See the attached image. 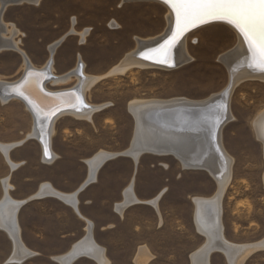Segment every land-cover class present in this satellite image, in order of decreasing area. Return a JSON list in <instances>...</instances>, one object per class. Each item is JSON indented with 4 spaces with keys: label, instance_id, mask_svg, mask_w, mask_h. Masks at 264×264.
<instances>
[{
    "label": "rangeland",
    "instance_id": "obj_1",
    "mask_svg": "<svg viewBox=\"0 0 264 264\" xmlns=\"http://www.w3.org/2000/svg\"><path fill=\"white\" fill-rule=\"evenodd\" d=\"M46 1L40 0L39 3ZM59 2L66 21V32L60 42L70 36L73 19H76L77 31L90 29L84 42L80 35L72 34L79 51L96 44L102 55L115 51L123 58L138 47L137 37L149 39L160 36L168 26L167 9L157 2ZM34 5L29 2L12 3L3 12L4 20L20 29L21 33L15 38L19 39L25 52L28 51V7ZM8 16L13 20H8ZM238 42V34L227 24L207 25L188 35L185 47L193 58L177 68L131 67L125 72L102 77L87 90V99L91 103L110 102L111 105L97 110L90 119L63 115L55 123L57 135L54 139L77 146L81 156L96 155L101 150L125 151L131 146L135 130V118L129 110L131 101L177 97L203 100L221 92L230 81V69L222 56L232 52ZM79 58L82 59L80 55ZM23 68L25 62L21 52L13 49L0 51V79L16 80L22 75ZM85 69L90 75H105L92 73L88 66ZM76 79L64 88L74 86ZM230 107L234 118L222 129L223 144L234 157L231 183L222 199L225 235L234 243H253L264 238V146L253 126L254 119L264 111V79L239 82L231 94ZM28 116V109L22 101L13 99L3 103L0 99V143L25 139ZM23 143L28 144V138ZM43 159L52 160H48L44 153ZM138 163L139 173L134 172L129 185H137L143 179H153V176L159 178L157 194L143 202L152 204L160 196L157 201L160 214L155 206L140 205L134 209L138 215L135 226L123 234H107L113 238L109 242V263L134 264L137 250L145 245L153 254L148 264H191V253L206 240L195 223L194 198L212 196L217 190V181L207 170L184 168L173 155L144 153ZM10 174L11 164L0 148L1 198L4 195L3 180ZM5 230L0 229V264L14 253V244ZM84 263H89V260L84 259ZM210 264H229V260L224 252H214ZM243 264H264V249L253 252Z\"/></svg>",
    "mask_w": 264,
    "mask_h": 264
},
{
    "label": "bare ground",
    "instance_id": "obj_2",
    "mask_svg": "<svg viewBox=\"0 0 264 264\" xmlns=\"http://www.w3.org/2000/svg\"><path fill=\"white\" fill-rule=\"evenodd\" d=\"M123 1H151L157 2L159 4L161 3V5H163L167 9L168 26L165 30V33H162V35L160 36L152 38L150 37L149 39H142L137 37L136 39L138 47L135 50L127 53V55H125V57H123L117 65H115L108 73L104 75L105 77L113 73L125 72L131 67H154L169 70L177 68L180 64H184L185 62L193 58L185 47V41L188 35L195 30L207 25L225 23L233 30H235L239 36V42L232 50V52H227L222 56L223 62H225V64L230 69V81L228 84V86H230H226L229 88L227 94H221L223 90H225L224 88L221 92H218L217 94H214L213 96L203 100H192L183 97L170 99H135L129 103V110L135 118V130L133 139L131 141L132 144L134 142L136 132H139V134H141V132L143 133V131H145L150 135L163 138L167 136V133L170 134L171 132H173L172 130L164 129L154 131L153 129H155L156 127L155 122H150V126H148V128H145L141 123L143 113L150 115L156 112V110H164L163 112L167 113L176 112L175 109L178 107L182 108V110L188 108L191 109V111L187 114L183 125L185 131L179 132L182 133L181 135L185 137L183 139L186 140V144L184 146V148L186 149L184 150L185 153L180 152L176 148H171L176 151L173 152L175 154H168L167 152L156 153V150L153 148L157 147H152L150 144H146L147 146L145 147H149L151 149V152L148 153L156 155H173L174 157H177L182 162L184 168H186L187 166H205L206 170L210 172V174L217 181L218 187L212 196H199L194 198L195 223L199 232L206 237V240L201 247L191 253V264H210L208 252L212 248L216 249V251L214 252H222L220 251V249L228 250L226 256L228 257L229 264H243L245 259L253 252L264 249V238L253 243L238 244L230 241L225 235V226L222 217V199L225 191L227 190V187L231 183V166L232 162L234 161V157L228 153L223 144L221 129L223 128L224 123L221 126L222 128H220V131L218 126L220 125L222 119H229L228 121H231L234 118L230 107V98L234 87L242 80L264 79V45L261 44V38L264 37V20L256 18L254 19L252 26L249 27L229 16H207L203 20L197 21L195 24H189L186 27H182V29L178 31V17L177 10L174 7V3L179 2V0ZM23 2L39 4L40 0H0V51L4 49L17 50L21 52L25 62V69L23 68L24 73L22 74L21 78L14 82L0 79V99L3 103H7L13 99L22 101L25 104V107L33 115L37 114L39 116L41 120L39 124H41L42 129V119L43 121L46 120V127H50L49 135L47 134L48 139L45 138V136L42 138L41 135L37 136V139H39L40 141H43L44 139L46 147V144H48V148L44 146V155L48 160H50L54 158V155H52L50 151V144L52 134H54L55 123L59 118L63 117V115H73L82 119H90L93 113L103 107H108L109 105H111V103L107 102L102 104H95L91 103L87 99V90L104 76L100 77L87 73L85 71V64L82 59L79 60V64L77 66L78 70L76 71L78 72L74 71L67 76L64 75L63 77L52 73L53 68L50 64L44 70L35 68L36 66H32L30 60L28 61L27 53L20 46L19 39L17 40L15 38L19 33H21L20 29H18L15 24L7 23L3 18V12L6 9L7 5ZM74 20L76 19H73L72 27L69 32H71L72 34L80 35L81 40L84 42L89 34L90 29L85 28L84 30L77 31ZM168 38H170V40L165 43L164 41ZM60 40L56 42H60ZM162 42L164 43L161 44ZM54 49L52 50V52H54ZM29 70L32 71L29 75L25 76V74ZM73 74L77 78L75 86L64 89L62 88L61 90H50V88H48L45 84L49 81L53 84L67 83L68 81L72 80ZM46 77L47 79L45 81ZM33 79H36L37 85L29 86L30 81ZM22 80V84H20L19 87L15 88L14 85L20 83ZM58 92L60 93L58 94ZM17 93H20L21 95ZM217 96L221 97L218 100L217 104H214L211 107V114H207L205 112L206 114H202L199 116L198 112H200V110H194L196 108L203 107V105L209 104V102L211 100L213 101ZM46 104L49 107L48 109L45 107ZM170 121L174 122L173 119H170ZM253 126L255 128L257 137L261 140L264 146V111L259 113L258 116L254 119ZM175 127L177 128V126ZM34 134L35 133L30 132L29 134H27L26 138H28V136H33ZM175 136L178 137L177 135H174V138ZM33 137L36 138V136ZM171 138H173L172 135ZM25 139L9 144L0 143V148L7 156L12 168L16 167L17 164H15L10 159L8 151L9 147H11V145L13 144H20ZM130 148L131 147H129V149H126L125 151H129L130 154L134 157L137 156V152H133L132 150H130ZM152 150H154L155 152H153ZM202 151L204 153V156H198L196 154H201ZM179 153L182 156H180ZM107 156L104 155L103 160H105ZM99 160V158L95 159L94 163L97 162L98 164ZM9 180L10 175L5 177L3 180L4 195L0 199V227L10 232V234L14 238V255L11 256L9 260L19 262L22 261L28 254H30V252L23 243H20L18 241V238H20V234L19 227L17 225L16 210L18 209V202L20 201H16L11 197L10 190L12 188V185ZM133 186L134 184H131L129 186V189L131 191H133ZM45 189H47V192H49L48 189L50 188ZM53 193L62 195L55 191H53ZM159 198L160 196H158L156 200L152 202V204L160 214V208L157 202ZM129 199V201L127 199L126 204L131 201V195H129ZM3 203L6 204L2 206L1 204ZM124 206L126 205L124 204ZM14 224L15 226L13 228L12 225ZM88 235L91 236L90 233ZM91 240L92 239L90 238L86 247L82 246L84 241H81L80 244L74 247L73 252L71 250L66 254V256L62 257L59 260L62 261L64 258L67 259L65 264H71L72 261H74L78 256L84 254L88 257L96 259L100 264H109L110 260L106 255L105 249L96 247L94 242ZM152 258L153 254L150 251L149 247L144 245L140 246L137 250L133 258V262L134 264H148V262Z\"/></svg>",
    "mask_w": 264,
    "mask_h": 264
},
{
    "label": "crops",
    "instance_id": "obj_3",
    "mask_svg": "<svg viewBox=\"0 0 264 264\" xmlns=\"http://www.w3.org/2000/svg\"><path fill=\"white\" fill-rule=\"evenodd\" d=\"M59 1L47 0L28 7V61L33 67L44 70L51 58L52 73L63 77L76 70L80 55L85 68L88 66L95 74H106L122 55L115 51L102 55L96 49V44L79 51V45L71 37V32L70 36L62 39L51 56V47L66 32L65 14ZM9 17L8 20H13ZM70 81L62 84L49 81L45 84L50 90H61ZM28 113L29 134L34 133L35 121L29 110ZM56 132L55 124L50 144L51 154L54 155L51 161L43 159V145L34 135L28 136V144L17 145L9 151L11 160L17 164L11 167L10 195L22 202L17 211V225L20 240L30 254L22 261L6 259L2 264H65L67 259H59L81 241H84L82 246L86 247L91 237L96 247L106 249L109 258V242L113 238L107 234H123L135 226V218L138 217L134 210L136 207L147 205L154 208L151 202L147 204L143 201L157 194L155 192L160 186V179L155 176L151 180L143 179L139 184L135 183L131 191L128 186L134 172L139 173L140 166L134 158L120 155L103 160L104 155L114 153L105 150L91 156L78 155L80 148L54 139ZM97 158L100 159L98 164L94 163ZM45 188H50L49 192ZM53 191L62 195L54 194ZM129 195L132 199L126 204L127 199L130 200ZM5 232L13 245L14 239L7 230ZM84 259L89 260L87 264H100L84 254L71 264H85Z\"/></svg>",
    "mask_w": 264,
    "mask_h": 264
},
{
    "label": "water",
    "instance_id": "obj_4",
    "mask_svg": "<svg viewBox=\"0 0 264 264\" xmlns=\"http://www.w3.org/2000/svg\"><path fill=\"white\" fill-rule=\"evenodd\" d=\"M173 35V34H172ZM168 40H170V38H168L167 40H165L164 42L166 43V42H168ZM164 42H162L161 44H163ZM59 43L60 42H56L55 44H53V46L51 47V54L53 55V53L54 52H52V50L54 49V48H56L58 45H59ZM55 50V49H54ZM51 61H52V59L50 58V60H49V64H51ZM48 64V65H49ZM80 66V65H79ZM76 70H78V68L76 69ZM75 70V72H78V71H76ZM32 71V70H31ZM30 70L25 74V76L26 75H29L30 74V72H31ZM22 82H23V80L20 82V83H17L16 85H14V87L16 88V87H19L20 86V84H22ZM36 79H33V80H31L30 81V83H29V86L31 85V86H35V85H37L36 84ZM35 83V84H34ZM22 86V85H21ZM230 86V85H229ZM228 86V87H229ZM228 87H226L225 88V90H223V92L221 93V94H227L228 93V91H229V88ZM33 88V87H32ZM60 92H58V94H59ZM17 94H20V93H17ZM21 95V94H20ZM53 96V95H52ZM220 97L221 96H217L213 101L211 100L210 102H209V104H206V105H203V107H201V108H196V109H194V110H200V112H198L199 113V116L200 115H202V114H211V107L214 105V104H217V102H218V100L220 99ZM45 107L48 109L49 107L47 106V104L45 105ZM182 108H176L175 109V111L176 112H170V113H167V112H163L164 110H156V112H154V113H152V114H146V113H143L142 114V119H143V121H142V119H141V123H142V125L145 127V128H148V126H150L149 125V123L150 122H155L156 123V127H155V129H153L154 131L156 130H161V129H164V130H172L173 132H171L170 134H166L167 136H165L164 138L163 137H158V136H153V135H150V134H148V132H145V131H143V133L141 132V134H139V132L137 133L136 132V135H135V138H134V142L131 144V148H130V150H132L133 152H137L136 153V155L137 156H133V155H131L130 154V152L128 151V152H124V151H122V152H115V153H113V154H110V155H108L105 159H109V158H113V157H116V156H120V155H125V156H132V158H134V160H135V158H136V162L138 163L139 162V159H140V157H141V155L142 154H144V153H148V152H151V149L149 148V147H145V146H147L148 144H150L152 147L154 146V147H157V148H153V149H155L156 150V153L157 152H159V153H164V152H167L168 154H175V153H173V152H176V151H174L173 149H171V148H176L177 150H179L180 152H184V150H186L185 148H184V146H185V144H186V140L185 139H183V138H185L184 136H182L181 134L182 133H179V132H183V131H185V129H184V127H183V125H184V122H185V119H186V117H187V114L191 111V109H184V110H182ZM214 110V109H213ZM206 112V113H205ZM34 116V124H35V126H34V136H42V138L45 136V138H47L48 139V136H47V134L49 135V130H50V127L48 128V127H46V120L45 121H43V119H42V122H43V129H42V126H41V124H39V122L41 121L40 120V118H39V116L37 115V114H35V115H33ZM152 118H154V119H152ZM170 119H173L174 120V122H171L170 121ZM229 120V119H228ZM228 120H225V119H222L221 120V123H220V125L218 126V128H219V131H220V128H222L221 126L223 125V123H224V125H223V127L226 125V123L228 122ZM180 122H182V123H180ZM141 123H140V125H141ZM139 125V126H140ZM41 126V127H40ZM48 126V125H47ZM175 126H177V128L175 127ZM141 128H142V126H141ZM170 128H172V129H170ZM138 129V128H137ZM223 129V128H222ZM222 129H221V132H222ZM46 131V132H45ZM174 131H178V132H174ZM169 132V131H168ZM174 133V134H173ZM176 133V134H175ZM171 135L173 136V138H171ZM174 135H177L178 137H176L175 136V138H174ZM186 137H188V136H186ZM178 138V139H177ZM24 142V141H23ZM23 142L22 143H20V144H23ZM41 143H42V145H43V147L45 146V143H44V139H43V141L41 140L40 141ZM20 144H13V145H11V147H9V150L8 151H10L12 148H14L15 146H17V145H20ZM147 144V145H146ZM47 145V147L46 148H48V144H46ZM44 147V148H45ZM160 148V149H159ZM164 148H166V149H164ZM179 148V149H178ZM129 149V148H128ZM153 152H155L154 150H152ZM185 153V152H184ZM198 156H204V153H203V151L201 152V154H198V153H196ZM179 155L180 156H182L180 153H179ZM206 156V155H205ZM186 168H190V169H204V170H206V168H205V166L204 167H200V166H187ZM89 181V180H88ZM5 199H7V198H5ZM4 204H6V203H3V204H1L2 206L4 205ZM21 204H22V202H18V209H19V207L21 206ZM0 209H1V207H0ZM18 209L16 210V215H17V211H18ZM13 226V228H14V226H15V224L14 225H12ZM17 228V227H16ZM18 241L20 242V243H22L21 242V240H20V238H18ZM74 249V248H73ZM73 249H72V252H73ZM214 251H216V249H211L209 252H208V256H209V258L211 257V255L214 253ZM220 251H222V252H224L226 255H227V252H228V250H226V249H220ZM30 252V251H29ZM14 255V254H13ZM12 255V256H13ZM63 260H64V258H63Z\"/></svg>",
    "mask_w": 264,
    "mask_h": 264
},
{
    "label": "snow or ice",
    "instance_id": "obj_5",
    "mask_svg": "<svg viewBox=\"0 0 264 264\" xmlns=\"http://www.w3.org/2000/svg\"><path fill=\"white\" fill-rule=\"evenodd\" d=\"M174 7L178 31L207 16H229L249 27L256 18L264 20V0H179ZM261 44L264 45V37Z\"/></svg>",
    "mask_w": 264,
    "mask_h": 264
},
{
    "label": "flooded vegetation",
    "instance_id": "obj_6",
    "mask_svg": "<svg viewBox=\"0 0 264 264\" xmlns=\"http://www.w3.org/2000/svg\"><path fill=\"white\" fill-rule=\"evenodd\" d=\"M80 60V59H79ZM79 64V63H78ZM78 66V65H77ZM77 68V67H76ZM47 86V85H46Z\"/></svg>",
    "mask_w": 264,
    "mask_h": 264
}]
</instances>
